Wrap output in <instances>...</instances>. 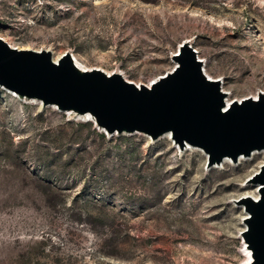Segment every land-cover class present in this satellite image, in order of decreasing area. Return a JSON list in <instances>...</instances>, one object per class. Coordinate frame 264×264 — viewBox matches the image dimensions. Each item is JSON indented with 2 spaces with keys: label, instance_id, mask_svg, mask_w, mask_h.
<instances>
[{
  "label": "rangeland",
  "instance_id": "374dc122",
  "mask_svg": "<svg viewBox=\"0 0 264 264\" xmlns=\"http://www.w3.org/2000/svg\"><path fill=\"white\" fill-rule=\"evenodd\" d=\"M0 37L137 85L187 42L230 100L264 94V0H0ZM198 149L0 87V264H246L238 200L264 154Z\"/></svg>",
  "mask_w": 264,
  "mask_h": 264
},
{
  "label": "water",
  "instance_id": "95a60500",
  "mask_svg": "<svg viewBox=\"0 0 264 264\" xmlns=\"http://www.w3.org/2000/svg\"><path fill=\"white\" fill-rule=\"evenodd\" d=\"M175 65L150 86L101 69L82 70L65 52L54 60L49 50L18 49L0 37V87L61 111L88 114L106 133H135L152 140L169 134L179 146L198 147L207 167L225 158L236 162L264 150V94L225 102L219 79H210L196 51L183 42ZM257 197L244 196L247 215L241 236L249 264H264V163L249 178Z\"/></svg>",
  "mask_w": 264,
  "mask_h": 264
},
{
  "label": "bare ground",
  "instance_id": "6f19581e",
  "mask_svg": "<svg viewBox=\"0 0 264 264\" xmlns=\"http://www.w3.org/2000/svg\"><path fill=\"white\" fill-rule=\"evenodd\" d=\"M41 50H49V49H41ZM68 52V51H67ZM69 53V52H68ZM175 54V53H174ZM173 56V55H172ZM52 57H53V59L54 60H57L59 57H55L54 56V54L52 55ZM71 57H72V59H73V61L75 62V64L80 68V69H82L81 67H80V64L77 62V59L73 56V54H71ZM199 59V58H198ZM201 60V59H200ZM202 61V60H201ZM175 65V64H174ZM82 70H88V69H82ZM203 71H204V73L207 75V73H206V71H205V69L203 68ZM207 77L208 78H210V79H213V78H211L209 75H207ZM158 78L159 77H157V78H155V79H153L152 81H150L148 84H147V86H150L152 83H154L155 81H157L158 80ZM219 82H220V80H219ZM224 91V90H223ZM225 93H226V97H225V102L227 103V104H230L233 100H230L229 99V93L228 92H226V91H224ZM253 98H257V95H255V96H253ZM243 99H245V98H242V99H238V101H241V100H243ZM40 102V101H39ZM69 112V111H68ZM81 118H84V119H86V120H91V118H90V116L88 115V114H86V115H82V116H80ZM135 133H140V132H135ZM165 136H169V138H170V135L169 134H165ZM199 151H201L205 156H207L201 149H198ZM259 153H261V154H264V150H257V151H254L251 155H254V154H259ZM241 158H244L243 156H240L239 158H238V160H240ZM225 160H229L228 158H225L222 162H224ZM221 162V163H222ZM214 166H217V165H214ZM253 187H255V192H257L256 191V185H252ZM252 197H254V198H256L257 197V195H255V196H252ZM243 210H244V208H243ZM247 215V213L245 212V210H244V217ZM244 217H243V219H244ZM243 219H242V223H243V227L245 228V223L243 222ZM244 245H245V243H244ZM245 247H246V245H245ZM246 250L248 251V254H249V258H248V260H247V262H246V264H249L250 263V261L252 260V258H251V253H250V250L249 249H247L246 248Z\"/></svg>",
  "mask_w": 264,
  "mask_h": 264
},
{
  "label": "trees",
  "instance_id": "16d2710c",
  "mask_svg": "<svg viewBox=\"0 0 264 264\" xmlns=\"http://www.w3.org/2000/svg\"><path fill=\"white\" fill-rule=\"evenodd\" d=\"M88 125H90V124H88ZM101 136H102V134H101Z\"/></svg>",
  "mask_w": 264,
  "mask_h": 264
}]
</instances>
